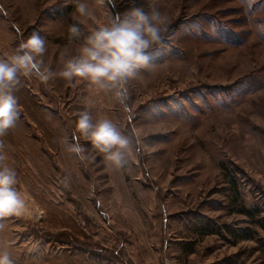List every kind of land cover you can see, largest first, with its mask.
<instances>
[{
  "label": "rangeland",
  "instance_id": "374dc122",
  "mask_svg": "<svg viewBox=\"0 0 264 264\" xmlns=\"http://www.w3.org/2000/svg\"><path fill=\"white\" fill-rule=\"evenodd\" d=\"M80 2L91 19L77 0H0V58L38 31L58 73L92 30L149 11V0ZM151 2L168 31L124 104L87 81L20 76V117L0 137L28 209L0 233L15 264H264V11L249 20L241 0ZM76 23L82 35L69 39ZM85 109L130 138L122 168L82 137L84 159L67 150Z\"/></svg>",
  "mask_w": 264,
  "mask_h": 264
},
{
  "label": "clouds",
  "instance_id": "9594fccd",
  "mask_svg": "<svg viewBox=\"0 0 264 264\" xmlns=\"http://www.w3.org/2000/svg\"><path fill=\"white\" fill-rule=\"evenodd\" d=\"M97 3L103 5L105 0H97ZM241 3L249 20L257 12L264 11V3L260 0H241ZM76 12L85 19L92 18L88 6L80 0H77ZM168 23L167 14L151 0L147 12L143 7L133 6L123 17L117 15L92 30L85 37L79 55L67 59L58 73L44 67L46 41L38 31H33L10 56L0 58V137H4L20 117L15 93L21 75H34L42 83L55 76L69 83L87 81L90 86L114 91L116 98L124 104L127 99L125 85L140 69L150 66L148 53L163 45ZM256 27L258 32H264V24H257ZM81 35L79 23L69 27V39H79ZM76 132L79 136L73 137L74 142L67 146V150L81 159H84L85 149L79 143L80 137L104 154L105 160L116 168H122L128 162L131 140L110 120L94 123L90 111L85 109L76 122ZM4 160L5 144L0 139V233L5 230L6 218L20 217L28 212L25 199L16 187L17 173ZM9 248L10 242L0 236V264H15Z\"/></svg>",
  "mask_w": 264,
  "mask_h": 264
},
{
  "label": "trees",
  "instance_id": "16d2710c",
  "mask_svg": "<svg viewBox=\"0 0 264 264\" xmlns=\"http://www.w3.org/2000/svg\"><path fill=\"white\" fill-rule=\"evenodd\" d=\"M246 213L250 214L251 212H250V210H246Z\"/></svg>",
  "mask_w": 264,
  "mask_h": 264
}]
</instances>
